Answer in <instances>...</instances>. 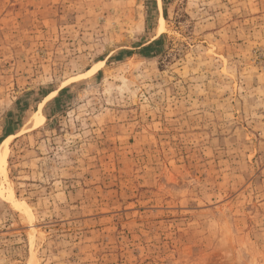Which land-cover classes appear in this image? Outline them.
Returning a JSON list of instances; mask_svg holds the SVG:
<instances>
[{
  "label": "rangeland",
  "instance_id": "obj_1",
  "mask_svg": "<svg viewBox=\"0 0 264 264\" xmlns=\"http://www.w3.org/2000/svg\"><path fill=\"white\" fill-rule=\"evenodd\" d=\"M9 137L0 264H264V0H0Z\"/></svg>",
  "mask_w": 264,
  "mask_h": 264
},
{
  "label": "bare ground",
  "instance_id": "obj_2",
  "mask_svg": "<svg viewBox=\"0 0 264 264\" xmlns=\"http://www.w3.org/2000/svg\"><path fill=\"white\" fill-rule=\"evenodd\" d=\"M163 22V21H162ZM12 137H9L7 138L4 143L2 144L3 148L2 150L0 151V171L2 173V175L6 178L7 176V173H6V169H5V166H6V163H7V152H8V148H7V143L8 141L11 139ZM8 192H9V200L15 204L16 207H22L23 204L19 203L15 197H14V193L13 191L9 188L8 189Z\"/></svg>",
  "mask_w": 264,
  "mask_h": 264
},
{
  "label": "trees",
  "instance_id": "obj_3",
  "mask_svg": "<svg viewBox=\"0 0 264 264\" xmlns=\"http://www.w3.org/2000/svg\"><path fill=\"white\" fill-rule=\"evenodd\" d=\"M156 43H157V41L151 43V44L149 45V47H151V46L153 47L154 45H156ZM66 91H67V90H63V91H61V93H60V95L57 97L56 101H58L59 97H61V96L63 95V93H65Z\"/></svg>",
  "mask_w": 264,
  "mask_h": 264
}]
</instances>
